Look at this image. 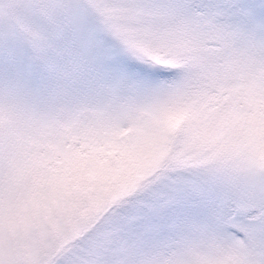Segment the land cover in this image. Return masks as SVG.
Instances as JSON below:
<instances>
[{
  "label": "snow or ice",
  "instance_id": "snow-or-ice-1",
  "mask_svg": "<svg viewBox=\"0 0 264 264\" xmlns=\"http://www.w3.org/2000/svg\"><path fill=\"white\" fill-rule=\"evenodd\" d=\"M0 264H264V0H0Z\"/></svg>",
  "mask_w": 264,
  "mask_h": 264
}]
</instances>
